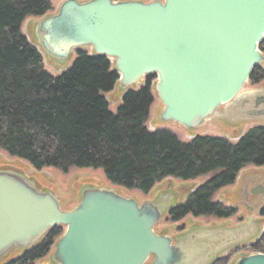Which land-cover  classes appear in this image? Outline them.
Instances as JSON below:
<instances>
[{
  "label": "water",
  "instance_id": "water-1",
  "mask_svg": "<svg viewBox=\"0 0 264 264\" xmlns=\"http://www.w3.org/2000/svg\"><path fill=\"white\" fill-rule=\"evenodd\" d=\"M36 35L59 59L89 49L114 61L126 89L156 77L165 122L199 133L208 120L252 103L251 118L264 119V106L257 110L264 87L247 90L254 70L264 64V0H65L37 21ZM165 213L159 201L141 204L104 188L85 190L75 208L64 210L26 176L0 171V259L15 247H36L60 228L57 264H211L256 226L248 219L232 229L202 230L214 233L210 243L195 240L184 250L187 233L156 232ZM232 264H264V253Z\"/></svg>",
  "mask_w": 264,
  "mask_h": 264
},
{
  "label": "trees",
  "instance_id": "trees-1",
  "mask_svg": "<svg viewBox=\"0 0 264 264\" xmlns=\"http://www.w3.org/2000/svg\"><path fill=\"white\" fill-rule=\"evenodd\" d=\"M53 10L50 0H0V150L37 170H102L113 185L146 195L166 178L189 181L211 175L188 202L170 212L171 219L233 217L236 209L215 204L212 198L234 185L245 168H264V126L250 128L236 144L209 135L185 143L170 130L151 132L146 124L156 77L126 92L118 112H111L104 94L113 91L120 77L108 58L79 51L72 67L55 77L23 34L28 17ZM260 49L264 53V40ZM250 83H264V67L254 70ZM260 214L264 217V207ZM62 233L54 229L39 246L9 264H36ZM245 248L264 253V234ZM230 261L226 256L214 264Z\"/></svg>",
  "mask_w": 264,
  "mask_h": 264
},
{
  "label": "rangeland",
  "instance_id": "rangeland-1",
  "mask_svg": "<svg viewBox=\"0 0 264 264\" xmlns=\"http://www.w3.org/2000/svg\"><path fill=\"white\" fill-rule=\"evenodd\" d=\"M50 1L52 2L54 7V10L50 13H56L58 10H60L61 4L65 0ZM77 1L83 2L84 0ZM141 1L149 2L152 0ZM40 18L41 17H28L23 23L22 32L28 38V40L40 51L44 59L45 70L52 76L57 77L72 67V65L78 58V51H73L72 55L67 59H59L47 53L45 49L40 45L36 35V23L40 20ZM86 51L91 53L90 50ZM147 79H145L140 85L134 86L132 90H139L140 88L144 87L147 83ZM157 81V78L152 80L154 103L150 109L149 120L146 124L147 128L151 132H155L158 130H170L174 132L182 142H190L194 138V136L199 134L198 132H196L195 130H187L174 123L165 122L162 119L163 105L161 104L156 91ZM254 87L255 86L250 82L247 84V89ZM128 90L129 89L123 87L121 83H117L113 91L104 94L105 98L109 102V108L111 112L115 114L118 112L123 103V96L126 92H128ZM263 120L264 119H260L259 121ZM214 122L215 120H208L204 125V128L201 129L202 131L200 134L203 133L202 135L211 136L221 135L229 139L232 143L236 144L239 140V138L237 137H239L243 131L244 132L242 135H244L248 131V129L246 130V127L243 128L241 124L231 127L227 122L222 121L220 122L223 125V127H221L222 130H220V132L218 133H211L210 125ZM220 123L219 125H221ZM257 169H263L262 171H264V168ZM5 170L14 172L18 175L26 176L27 180L37 190L53 194L59 200V203L64 210L75 208L80 202L81 194H83L85 190L88 189H114L117 193L129 198H133L141 204L146 201H159L161 203V208L165 210L166 213L162 221L157 224L156 232L163 233L166 231L171 236H178L187 233V235L189 236H186L187 240L185 238L184 250H187L188 246L192 245L195 240L197 244H200L202 246L205 245V243H210L209 238H213L215 236L214 233L208 232L211 229L217 228L222 225H224L227 229L236 228L242 222L247 221L249 217L250 219L255 221L256 226L252 229L250 235H248L244 239L245 241L242 244L254 242L264 230V217L260 216L259 214L260 207L264 204V194L259 195V197L258 195H254L257 187L249 189L248 191L246 190L249 194V200L244 201L247 205H250V210L246 205L241 207L240 205L236 204L243 201L241 195H239L240 191L244 190L243 187L253 186L252 184L254 183V181H244V178L249 175H254V172L257 171L252 166L247 167L243 171H241L238 176V183L219 190L212 198V202L215 204H223L226 207L234 206L235 208H237V213L233 217L221 219L215 216L195 217L193 215H188L179 221H173L171 219L172 217L169 216V211L172 208L179 207L182 204L188 202L190 197L199 188L210 181L212 177L211 175L203 176L196 180L189 181L171 177L166 178L157 183L155 187L149 192V194L146 195L139 190H130L124 187L113 185L107 180L104 171L102 170H95L91 168H73L69 171V173H64L61 170L51 167L37 170L28 162L16 157H12L7 152L0 150V171ZM235 192L237 194H235ZM245 195H247V193H245ZM256 201H259L261 203L256 205ZM206 229L209 230L206 232L202 231ZM193 232L198 233L196 238H193V236L190 235ZM199 234L201 235L198 236ZM57 241L58 237L55 239V243ZM29 251L30 248L28 249L15 247L0 259V264H9L10 262L21 258L26 252ZM53 253L54 250H52L51 253H49L47 256L38 260L36 264H57ZM247 254H252V252L247 250L244 246L238 249L234 248L232 250L229 249L227 251H222L216 255V258L224 255V257L231 256L230 264H232L231 262Z\"/></svg>",
  "mask_w": 264,
  "mask_h": 264
},
{
  "label": "flooded vegetation",
  "instance_id": "flooded-vegetation-1",
  "mask_svg": "<svg viewBox=\"0 0 264 264\" xmlns=\"http://www.w3.org/2000/svg\"><path fill=\"white\" fill-rule=\"evenodd\" d=\"M263 106H264V103H261L260 106L257 108V110L259 108L263 107ZM253 109H255V104L254 103H252L251 105L247 106L245 109H243L241 111H239V110H236V111H233V112L231 111L228 114V116L225 117V119L223 121L229 123L231 125V127H232V126H234L236 124L241 123L242 121H244L246 119L251 118V112L253 111ZM248 180L254 181V183L252 184L253 186L243 187L244 190L240 191V193H239V195H241L243 201H241L240 203H237V204L240 205L241 207L246 205L247 208L250 210L251 209L250 205H247L246 202H245V201L249 200V194H248L247 191L249 189H253V188L257 187L256 190H255L254 195H258V197H259V195L264 194V185H263L264 184V175L263 174L258 175L256 173L254 175H250V176H247L246 178H244V181L247 182ZM261 181H263V182L261 183ZM245 193H247V195H245ZM235 194H237V193L235 192ZM259 203H261V202L256 201V205L259 204ZM46 237H45V239H46Z\"/></svg>",
  "mask_w": 264,
  "mask_h": 264
},
{
  "label": "crops",
  "instance_id": "crops-1",
  "mask_svg": "<svg viewBox=\"0 0 264 264\" xmlns=\"http://www.w3.org/2000/svg\"><path fill=\"white\" fill-rule=\"evenodd\" d=\"M263 87H260V88H256V89H254V90H256V91H259V90H261ZM260 123H262L261 121H256V120H253V119H248L246 122H245V125H244V127L243 128H245L246 127V130L248 129V128H250L251 126H254V125H256V124H260ZM220 130H221V128H220V126H219V123H218V121H215L214 123H212L211 125H210V131H212V132H220ZM263 169H257V171L256 172H254L255 174L257 173L258 175H261V174H263L264 175V171H262ZM250 176V175H249ZM263 181H261V183H262ZM264 185V184H263ZM232 229V228H231Z\"/></svg>",
  "mask_w": 264,
  "mask_h": 264
}]
</instances>
